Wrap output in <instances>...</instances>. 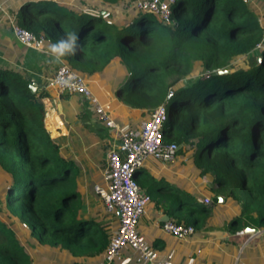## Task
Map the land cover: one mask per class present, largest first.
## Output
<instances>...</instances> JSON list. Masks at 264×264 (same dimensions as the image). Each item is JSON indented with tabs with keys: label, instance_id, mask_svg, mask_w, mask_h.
Masks as SVG:
<instances>
[{
	"label": "trees",
	"instance_id": "trees-1",
	"mask_svg": "<svg viewBox=\"0 0 264 264\" xmlns=\"http://www.w3.org/2000/svg\"><path fill=\"white\" fill-rule=\"evenodd\" d=\"M217 1L177 0L168 24L135 0H38L17 11L16 24L49 47L76 34L63 64L86 80L119 64L126 106L150 117L163 105L162 142L178 146L176 157L213 202L196 196L194 209L188 194L156 181L150 203L195 231L208 229L211 207H234L223 229L262 232L237 264H264V25L241 0ZM30 86L0 68V264H38L49 249L66 256L55 264H86L104 254L111 227L79 219L76 167L46 130V94Z\"/></svg>",
	"mask_w": 264,
	"mask_h": 264
},
{
	"label": "crops",
	"instance_id": "crops-1",
	"mask_svg": "<svg viewBox=\"0 0 264 264\" xmlns=\"http://www.w3.org/2000/svg\"><path fill=\"white\" fill-rule=\"evenodd\" d=\"M34 1L38 0H0V68L20 72L31 81V85H36V93L46 94L42 100L46 130L59 146L62 156L73 162L76 167V181L81 200L79 219L109 223L113 234L119 225L117 211L113 214L106 213L102 200L94 192L95 186H105V153L112 144L113 136L99 122L87 98L76 94L58 95L48 87L50 78L62 64V61L49 51L48 44L45 43L43 50L38 51L19 44L13 36L11 23L13 21L16 23L17 11L24 4ZM250 5L261 26L264 25V0H251ZM123 10L124 13L127 11L125 8ZM258 50L264 51V35ZM127 80L128 76L124 74L120 65L113 64L103 74L89 78L87 83L92 94L117 123L129 128H138L149 119V115H143L139 109H131L124 104L125 93L120 90ZM177 174L180 176L185 174L183 185L185 190L194 193L198 200L209 199L213 202L210 197L200 193V185L192 177L189 167L185 166L179 157L168 164L149 158L143 167L137 170L135 178L141 176L142 180H136L138 184L140 183L142 191L154 193L153 183L151 187H147L151 182L149 176L155 182L163 183L165 180L173 182ZM208 181L205 177L201 179L203 184H207ZM229 207L228 205L221 209L226 213ZM151 208L153 214L150 216ZM231 211L235 214L234 207ZM165 215L167 214L162 209L156 210L154 204L149 203L145 215L137 226L138 233L153 247L162 262L168 261L170 253L173 252L170 259L173 264H189L190 258L194 259L192 264H237L243 249L259 241L258 236L252 234L246 236L239 235L238 232L236 235H230L223 229L222 221L225 219L217 220L215 223L209 222L207 230L203 228L186 240L177 241L161 228L160 219ZM17 233L21 239L22 234H25L20 229ZM127 255L128 252L124 251L121 258ZM103 261L104 254L99 259L95 258L88 262L101 264ZM118 263L119 260L113 264Z\"/></svg>",
	"mask_w": 264,
	"mask_h": 264
},
{
	"label": "built area",
	"instance_id": "built-area-1",
	"mask_svg": "<svg viewBox=\"0 0 264 264\" xmlns=\"http://www.w3.org/2000/svg\"><path fill=\"white\" fill-rule=\"evenodd\" d=\"M177 0H135L134 7L142 12L152 14L160 21L172 23L171 6ZM249 4L251 0H241ZM106 17V16H105ZM11 29L16 41L34 50L42 51L45 45L43 37H36L32 33L18 26L14 21ZM261 44L258 45V49ZM58 95L76 94L87 98L94 108L95 114L112 134L113 141L105 153L106 169L104 171L105 186H95L94 192L102 200L106 213L119 212V225L111 235L109 244L104 252V261L101 264H173L170 259L162 262L153 247L138 233L137 226L145 215L150 203V196L142 191L135 174L145 162L154 160L171 163L175 160L178 146L175 143L162 142V126L167 120L163 105L154 109L149 119L138 128H129L117 123L104 110L98 99L92 94L87 80L73 71L68 65L61 64L48 82ZM206 206L211 204L209 199L199 200ZM28 228L27 225H23ZM162 230L177 241H183L195 234L192 226L176 225L174 222H165ZM239 235H245L244 231ZM128 255L121 258L123 252ZM193 258L188 263L192 264Z\"/></svg>",
	"mask_w": 264,
	"mask_h": 264
},
{
	"label": "rangeland",
	"instance_id": "rangeland-1",
	"mask_svg": "<svg viewBox=\"0 0 264 264\" xmlns=\"http://www.w3.org/2000/svg\"><path fill=\"white\" fill-rule=\"evenodd\" d=\"M185 2H188L189 0H184ZM222 0H218L217 2H218V4L221 2ZM247 6V8L250 10V11H252V6L250 5V3L248 4V5H246ZM254 13V12H253ZM255 14V13H254ZM67 25H68V28L70 29L71 28V24L70 23H67ZM66 26V25H65ZM66 28H67V26H66ZM136 179H138L139 181L140 180H142L141 179V176H137V178ZM149 180H151V182L150 183H148L147 185V187H151V185H152V183L153 182H155V180H153L150 176H149ZM184 181H185V174H182L181 176L180 175H176V176H174V181L173 182H167L166 180L163 182L164 184L165 183H167V184H169L171 187H173V189H171L169 192L171 193V194H174L175 193V190H177V189H179L180 190V192H181V194L180 195H183V192L184 193H186V194H188L190 197H191V200H192V202H193V207H194V209H197L200 205L198 204V202H197V199H196V195L194 194V193H192L191 191H187V190H185L184 189ZM167 192V191H166ZM165 192V193H166ZM77 201H79L80 202V204H81V200H79V199H77ZM159 206L161 207V209H162V204L161 203H159ZM1 208V207H0ZM224 210V209H223ZM231 210H233V207L231 208V207H229V209H227V212L226 213H224V211H222V209H221V206H219L217 209H216V207H211V212H210V214H209V217H207V223H209V222H214L215 223V221H217V220H220L221 221V219H227V220H229V218L231 217V215H230V213L232 212ZM1 212V211H0ZM153 214V210H152V208H151V212H150V216ZM10 224V223H9ZM24 230H26V229H24ZM262 234V233H261ZM246 235V234H245ZM260 235V234H259ZM259 235H255V237L256 236H259ZM246 236H248V235H246ZM250 236V235H249ZM25 238V239H27L28 240V236H25V234H22V238ZM254 237V238H255ZM23 238V239H24ZM248 238V237H247ZM250 238V237H249ZM248 238V239H249ZM253 238V237H252ZM253 238V239H254ZM24 239V240H25ZM23 243L25 244V245H27V243L25 242V241H23ZM27 248V252L28 253H30L31 254V256H33L34 257V252H33V250L30 248V247H26ZM61 257V259L63 258V257H66L64 254H59L57 251H54V250H51V249H49V250H45V251H43V253H41L39 256H36L35 257V262L36 263H38V264H47L48 262H50V263H54L55 261H56V259H58V257ZM65 260H66V258H65ZM64 260V261H65ZM63 261V262H64ZM57 263V262H56Z\"/></svg>",
	"mask_w": 264,
	"mask_h": 264
},
{
	"label": "clouds",
	"instance_id": "clouds-1",
	"mask_svg": "<svg viewBox=\"0 0 264 264\" xmlns=\"http://www.w3.org/2000/svg\"><path fill=\"white\" fill-rule=\"evenodd\" d=\"M77 36L74 33H68L66 40L58 41L50 45L49 51L57 58L64 57L66 54H72L77 43Z\"/></svg>",
	"mask_w": 264,
	"mask_h": 264
},
{
	"label": "water",
	"instance_id": "water-1",
	"mask_svg": "<svg viewBox=\"0 0 264 264\" xmlns=\"http://www.w3.org/2000/svg\"><path fill=\"white\" fill-rule=\"evenodd\" d=\"M258 60H259V62H260L261 58H259ZM30 90H31V92H32L33 94H36V91H37L36 85H35V84L31 85V86H30ZM219 201L222 202L221 199H219ZM117 216L120 217L119 212H117ZM168 221H170V222H174V220H173L172 218H170L169 216H167V215L163 216V217L160 219V222H162V223H165V222H168ZM244 233H245V234H252V236H254V235H259V234H261L262 232H261V231H258V230H256V229H253V228H246V229L244 230Z\"/></svg>",
	"mask_w": 264,
	"mask_h": 264
}]
</instances>
